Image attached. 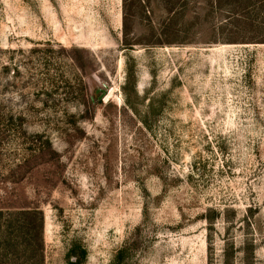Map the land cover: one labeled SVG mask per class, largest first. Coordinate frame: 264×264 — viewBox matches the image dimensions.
I'll return each mask as SVG.
<instances>
[{"label":"rangeland","instance_id":"rangeland-1","mask_svg":"<svg viewBox=\"0 0 264 264\" xmlns=\"http://www.w3.org/2000/svg\"><path fill=\"white\" fill-rule=\"evenodd\" d=\"M0 109L44 264H264V0H0Z\"/></svg>","mask_w":264,"mask_h":264},{"label":"trees","instance_id":"trees-1","mask_svg":"<svg viewBox=\"0 0 264 264\" xmlns=\"http://www.w3.org/2000/svg\"><path fill=\"white\" fill-rule=\"evenodd\" d=\"M2 115L0 109V125ZM43 225L41 210L0 209V264H44Z\"/></svg>","mask_w":264,"mask_h":264},{"label":"water","instance_id":"water-1","mask_svg":"<svg viewBox=\"0 0 264 264\" xmlns=\"http://www.w3.org/2000/svg\"><path fill=\"white\" fill-rule=\"evenodd\" d=\"M102 92H103V94H102V96H101L100 99L104 98L106 96V94H107V91L106 90H102Z\"/></svg>","mask_w":264,"mask_h":264}]
</instances>
